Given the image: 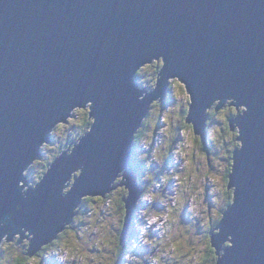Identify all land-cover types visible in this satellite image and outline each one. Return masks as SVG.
Returning <instances> with one entry per match:
<instances>
[{"label": "water", "instance_id": "1", "mask_svg": "<svg viewBox=\"0 0 264 264\" xmlns=\"http://www.w3.org/2000/svg\"><path fill=\"white\" fill-rule=\"evenodd\" d=\"M173 80L203 139L215 100L247 108L229 123L233 200L208 236L216 264H264V0H0V247L19 236L37 254L118 177L126 240L143 194L134 135ZM86 108L89 131L31 187L56 125Z\"/></svg>", "mask_w": 264, "mask_h": 264}, {"label": "rangeland", "instance_id": "2", "mask_svg": "<svg viewBox=\"0 0 264 264\" xmlns=\"http://www.w3.org/2000/svg\"><path fill=\"white\" fill-rule=\"evenodd\" d=\"M189 103L184 86L176 80L171 81V90L165 100L158 97L153 101L155 109L149 110L150 115L134 135L131 156L134 154L136 160L133 166L137 167L134 170L139 184L150 183L149 195L137 202L142 204L133 222L138 236L124 246L127 251L117 264H216L208 234L227 209L231 197L226 189L229 170L226 160L233 159L240 148L238 127H229L231 130L227 132L225 115L232 118L228 111L232 109L236 118L242 109L236 110L232 102H226L218 111L209 110L204 140L210 148H203L198 136L192 133V126L185 121ZM220 104L215 101L212 107ZM226 104L231 108L225 109ZM84 117L92 123L86 108L74 112V118L67 123L56 125L52 142L46 145L42 156L36 158L32 170L49 168L54 161L50 156H60L64 147L77 143L84 136L82 133L89 131ZM170 144L175 148L173 153L167 149ZM207 151L210 156H206ZM139 160H146L141 168ZM120 180V177L115 180L111 185L114 189L104 198L82 197L75 213L80 219L74 229L54 247L46 251L41 249L42 254L37 252L31 256L30 264H114L118 239H121V211L127 196L125 188L118 186ZM32 181L31 187H34L38 181ZM152 220L155 223H150ZM212 233L216 234L217 230ZM18 239L19 236L14 238L16 245ZM14 240L3 244L5 252L15 254ZM28 242L24 240L17 246L28 245Z\"/></svg>", "mask_w": 264, "mask_h": 264}, {"label": "trees", "instance_id": "3", "mask_svg": "<svg viewBox=\"0 0 264 264\" xmlns=\"http://www.w3.org/2000/svg\"><path fill=\"white\" fill-rule=\"evenodd\" d=\"M146 67V66H145ZM155 68L156 69H159L160 68V65H158L157 66V64H155ZM143 69V68H142ZM141 72V70L137 73V75L139 76L140 73ZM158 72V71H157ZM155 74H156V72H155ZM155 74H154V76H155ZM137 75H136V77H137ZM155 79H156V77H155ZM170 90H171V85H170ZM226 106H228V104H226ZM229 112H230V115H231V117H232V119L231 120H233V118H235V116L233 115L234 114V112H233V110L232 109H229L228 110ZM230 120V121H231ZM230 121H229V123H230ZM84 124H86L85 126L86 127H88L87 129L89 130V127H90V125H91V123H90V121L88 120V118L87 117H84ZM228 126H229V124H228ZM83 128L84 127H82V130H81V133H82V131H83ZM181 129V128H180ZM180 129L178 130V132L180 131ZM86 133V132H85ZM85 133H82L83 135L85 134ZM138 140V139H137ZM137 140L135 141V143L137 142ZM198 140H199V142L201 143V146H203V148H208V146H207V143H206V141L205 140H203L200 136L198 137ZM78 141V140H77ZM240 145V144H239ZM169 151H172V153L174 152V150H175V148H174V146L172 145V144H170L169 146H168V148H167ZM50 159H53L54 158V156H50L49 157ZM47 161V160H46ZM45 161V162H46ZM45 162H43V163H45ZM146 162V160H142L141 162H140V166H139V168H141V166H143L144 165V163ZM232 166V165H231ZM135 168H137V167H135ZM229 168H230V166H229ZM44 169H47V168H44ZM44 169H41V168H37L36 170H31L30 172H29V177H30V179H32V180H34L35 182L36 181H38V180H40L41 179V177L43 176V174L46 172V170H44ZM138 170V169H137ZM35 171V172H34ZM230 171H231V168L227 171V174H226V178L228 179V176H229V174H230ZM138 172H141L140 171V169L138 170ZM141 173H139V175H140ZM39 175V176H38ZM141 183V182H140ZM150 187V183H144V185H143V187L141 188L143 191H144V193L142 194V197L141 198H148V195H149V191L147 190L148 188ZM229 193V195H230V200H229V203H228V205L226 206V208H228L229 206H230V204H231V202H232V194H231V191L230 192H228ZM150 197V196H149ZM99 200H101V199H99ZM88 201H90V202H94V201H96L95 199H88ZM101 203H102V201H101ZM83 206H84V204H83ZM142 206V204L140 203L139 205H138V207L136 208V210H138L140 207ZM105 209V208H104ZM122 211H121V213H123L124 214V208H123V206H122ZM135 210V213H134V216H133V219H132V226H131V230L133 229V222H134V218H135V216H136V211ZM100 211H103V210H100ZM76 217V216H75ZM75 217L72 219V222H71V224H73V227H75V225H74V221H75ZM122 219H123V217H122ZM121 223H122V220H121ZM120 229L122 230V226H120ZM134 230V229H133ZM136 230V229H135ZM136 236H137V231H131L129 234H128V236L126 237V240H124V241H122V239H118V244H119V246L117 245V251H116V257H115V260H114V264H117V263H120L121 261H122V259H123V257H124V255H125V253H126V251H127V249H125V247L124 246H128L129 245V243L132 241L131 239H135L136 238ZM120 246H122L123 248H120ZM51 247H54V245H52V244H49V245H47L45 248H43L44 249V251H46L47 249H50ZM228 247V244L226 243V244H224L223 245V250L225 249V248H227ZM116 259H117V262H116Z\"/></svg>", "mask_w": 264, "mask_h": 264}, {"label": "flooded vegetation", "instance_id": "4", "mask_svg": "<svg viewBox=\"0 0 264 264\" xmlns=\"http://www.w3.org/2000/svg\"><path fill=\"white\" fill-rule=\"evenodd\" d=\"M227 108H231L228 106L225 107V109ZM152 109H155L153 106L151 107L150 110ZM215 110V108H214ZM153 111V110H152ZM216 111V110H215ZM226 116V125L229 124V121L232 119V118H229L228 115H225ZM233 128H235V126H233ZM225 129H226V126H225ZM232 129V128H231ZM231 129H229V126H227V132L230 131ZM236 134H237V130H236ZM199 141V140H198ZM207 143V142H206ZM208 148H210L209 144H207ZM210 156V151H207L206 152V156ZM56 157L54 156V158L52 160H54ZM207 159V157H206ZM208 160V159H207ZM232 158H230V161L226 160L227 163L229 162V166L231 168V165H232ZM207 164H208V161H207ZM210 166V165H208ZM229 168V169H230ZM47 170V169H46ZM123 192V197H125V191L124 189L122 190ZM85 204V203H84ZM81 209V208H80ZM81 212V210H80ZM79 212V213H80ZM223 213V212H222ZM80 219V217H75V223L78 222ZM74 223V225H75ZM74 229L73 227V224H69L67 225L64 230L62 231V233H60L58 235V237L53 241L52 245H55L56 242L62 238L63 236L67 235L69 233V231H72ZM15 241V240H14ZM23 242V241H22ZM5 243V242H4ZM3 243V244H4ZM3 244L1 245L0 247V264H30V257L26 254V250H27V245L24 244V246L22 244H20V247L16 245V241L14 242V247L16 249V252L15 254H11L9 251L5 252L3 250ZM39 254H42L41 252Z\"/></svg>", "mask_w": 264, "mask_h": 264}, {"label": "clouds", "instance_id": "5", "mask_svg": "<svg viewBox=\"0 0 264 264\" xmlns=\"http://www.w3.org/2000/svg\"><path fill=\"white\" fill-rule=\"evenodd\" d=\"M160 59H162L163 60V58H160ZM140 99L142 100V96L140 97ZM215 101H217V102H219V103H221V100L220 99H217V100H215ZM234 101H235V98H229V99H227V101L226 102H232V103H234ZM91 103V102H90ZM189 107V106H188ZM212 108H215V106L214 107H212ZM211 108V109H212ZM240 108H242V112H241V114L240 115H242V114H244L246 111H247V108L245 107V106H240ZM211 109H209L210 111H211ZM208 113L209 112H207V115H208ZM148 115H150V114H148ZM148 115H147V117H148ZM147 117L145 118V120L147 119ZM210 117H211V113H210ZM208 118H209V116H208ZM144 120V121H145ZM208 120V119H207ZM144 121H143V123H144ZM209 123V121L206 123V124H208ZM143 125V124H142ZM236 127V126H235ZM192 133L194 134V132H193V129H192ZM181 134V133H180ZM195 135V134H194ZM198 136V135H197ZM199 137V136H198ZM206 138H207V134H206V136H205ZM202 138V137H201ZM206 138H205V140H206ZM203 139V138H202ZM204 140V139H203ZM240 143H241V141H240ZM241 147H242V143H241ZM136 154V153H135ZM58 157V156H57ZM56 157V158H57ZM55 158V159H56ZM54 159V160H55ZM136 159H135V155L133 154L132 156H131V165L133 166V163H134V161H135ZM142 160H139V162H141ZM207 161H209V160H207ZM133 168H135V166H133ZM82 169V168H81ZM145 174V173H144ZM44 175V174H43ZM42 178V177H41ZM40 180H38V182H39ZM22 183V182H21ZM37 183V182H36ZM35 183V184H36ZM143 185H144V182L143 183H141L140 184V188H142L143 187ZM227 189V188H226ZM142 190V189H141ZM228 190V189H227ZM143 191V190H142ZM228 191H231V190H228ZM144 192V191H143ZM231 194H232V192H231ZM22 195H23V193H22ZM233 198V197H232ZM233 200V199H232ZM141 202H139L138 204H137V207H138V205L140 204ZM232 203V202H231ZM231 205V204H230ZM136 207V208H137ZM136 208H135V210H136ZM135 210H134V213H135ZM137 211V210H136ZM134 213H133V216H134ZM136 214H137V212H136ZM133 219V218H132ZM150 223H155V220H152V221H150ZM141 230H142V227H141ZM135 231V230H134ZM221 255H223V252H221Z\"/></svg>", "mask_w": 264, "mask_h": 264}, {"label": "bare ground", "instance_id": "6", "mask_svg": "<svg viewBox=\"0 0 264 264\" xmlns=\"http://www.w3.org/2000/svg\"><path fill=\"white\" fill-rule=\"evenodd\" d=\"M48 169V168H47Z\"/></svg>", "mask_w": 264, "mask_h": 264}]
</instances>
